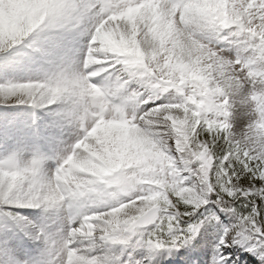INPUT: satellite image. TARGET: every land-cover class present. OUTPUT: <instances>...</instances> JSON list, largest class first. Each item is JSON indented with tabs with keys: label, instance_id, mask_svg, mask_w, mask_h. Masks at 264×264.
Listing matches in <instances>:
<instances>
[{
	"label": "snow or ice",
	"instance_id": "obj_1",
	"mask_svg": "<svg viewBox=\"0 0 264 264\" xmlns=\"http://www.w3.org/2000/svg\"><path fill=\"white\" fill-rule=\"evenodd\" d=\"M264 264V0H0V264Z\"/></svg>",
	"mask_w": 264,
	"mask_h": 264
},
{
	"label": "rangeland",
	"instance_id": "obj_2",
	"mask_svg": "<svg viewBox=\"0 0 264 264\" xmlns=\"http://www.w3.org/2000/svg\"><path fill=\"white\" fill-rule=\"evenodd\" d=\"M240 255H241V264H248L249 260L258 264V262L256 261V258L252 256L251 254L241 253Z\"/></svg>",
	"mask_w": 264,
	"mask_h": 264
},
{
	"label": "trees",
	"instance_id": "obj_3",
	"mask_svg": "<svg viewBox=\"0 0 264 264\" xmlns=\"http://www.w3.org/2000/svg\"><path fill=\"white\" fill-rule=\"evenodd\" d=\"M251 264H256V263H253L252 261H250Z\"/></svg>",
	"mask_w": 264,
	"mask_h": 264
}]
</instances>
